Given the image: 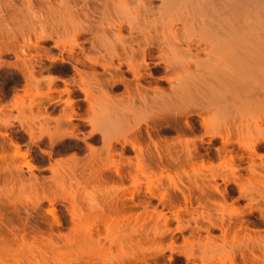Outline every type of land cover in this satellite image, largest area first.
Segmentation results:
<instances>
[{
	"label": "bare ground",
	"instance_id": "bare-ground-1",
	"mask_svg": "<svg viewBox=\"0 0 264 264\" xmlns=\"http://www.w3.org/2000/svg\"><path fill=\"white\" fill-rule=\"evenodd\" d=\"M34 1L19 0V2L23 3L22 12H24L23 14L25 18L26 15H29L30 18H35L34 21L30 20L31 22L33 21L32 26L31 22H28L30 24H26V19H22L24 16L20 17L19 19V15L16 13H14L16 14V17H13L14 14H11L10 19L6 20L5 18H2L4 20L2 22L6 24V21L9 24V21L11 20V22H17L20 24V26H25V28L26 26H29L26 28L28 30L25 29L27 33L23 34V36L26 35L25 37H27V41H31L30 35L33 34L34 40L36 39L35 41L32 40L34 41V48L39 46L40 40L46 41V39L53 38L52 34L54 33L59 34L60 31L65 33V35L67 33V37L56 40L54 44V47L58 48L62 57L58 58L57 55H50V51L52 50L47 51L48 48H43L45 46H41L42 48L39 46L38 49H46L47 52H50V56H46V54L42 53L40 54L45 55L52 62H58L60 60L63 68H67V65L72 66L74 74H72L73 76L71 75L72 78H70L72 79V82H70L71 87H65V89L58 90L60 94L58 98L52 96V92L57 91L53 87V89L50 87L49 91L47 93L45 92V94L39 91V84L42 81V77H35L34 72L36 65L38 66V64L43 61L42 56L37 53L39 57L36 59V57L32 55L31 57L29 56V58L28 56L26 57L24 55H27L30 51L26 50V48L24 49L26 42L23 43L24 40L22 37L21 28L18 30L17 27H14L13 25V28H16V30L21 33L20 37L23 41L20 46L18 45V49L20 47L19 50L12 47L7 42H2V31L4 29L5 32L8 31L10 38L12 36L11 32L14 33L16 30L13 31V29L10 28L12 30L11 31L8 28V24L6 25V28L5 26L1 25L4 29L1 31L0 27V31L2 33L0 35L2 38L0 39V57L5 52H13L16 59L14 61H6L5 63L0 60V67L6 66L7 68H14L22 74L25 81L23 79L22 80L26 83V85L24 84L25 95H29L31 92L33 88H31V84H34V82L38 83L35 85L37 91L35 95L38 94L37 97H46L45 100L47 99V101H45V103L48 102L49 105L53 104V107L56 109L60 103L64 102L66 109L68 107L70 112L67 111V115L66 113L62 114V117L64 118L60 116L62 119H64L63 121H65V119L70 121L71 126L73 124L72 120L79 118L84 122L83 124L85 127L86 125H89L90 131L88 129L89 133H86L87 135L84 134L85 136L81 137L78 133V130L83 127L79 126V124H76L75 126L72 125V127L74 126V128L76 127V129H78L77 133L73 130L74 128L69 130L70 127H68L66 132L61 133L59 131L61 134H57V132L56 134H53L55 131L53 133H48V131H46L48 135L47 138L50 141L51 150L49 149L50 151H47L45 149L43 150L39 148L43 153H47V155L51 157V155L62 151H65V154H67L68 151L74 152L72 155L69 153L71 157H66L67 160L70 161L68 162L70 163L69 165L65 164V166L67 165L66 168L61 166V161H66L65 157L62 159L60 156L62 160L59 158L58 161H56L57 158L55 157L56 159L53 160L55 161V164H52L53 162H49L50 165L47 168L52 173V176H46L47 178L44 177L42 179V176L39 177L37 175L39 172L37 174L35 173V170L38 169V164L36 165L31 152L29 150L22 149V144L19 139L20 137L18 140L17 137L15 138L10 136V134L7 132L0 131V137H2V140L0 139V161L2 162V164L0 163V183L2 182L0 184V250L3 252V256H14L15 258H18L19 255L17 256L16 252L20 251V255L22 254L23 256H28L30 253L29 260L27 256V258L23 257L22 255L19 256V259L25 258L30 263H33L32 261L34 259V255L36 257L39 256V260H42L40 259L42 257H45L46 260L48 256V258L52 257V259H57V255H59L60 257L63 256L64 259L68 257L67 259L71 261V264H151L148 262L158 264V261L162 258L165 248L159 247L156 245V242H158V239H164L165 235L170 233L169 231L172 229H170L169 225L170 218L166 217L165 213H163L161 210L160 212L157 211V208L155 207L149 211L148 207H152L151 200L150 205V202H146V200L144 202H139L140 200L138 201L135 199L137 198L135 196H138V194H140L139 192H141L140 189L142 182L141 179H139L141 174L142 176L148 177H146L148 181L145 187L144 185L142 186L148 191L145 192L154 194L155 189L153 188L159 186V182L157 184V182L151 179V177H157H154L153 174L151 176L150 173L147 174V172H145L147 171L145 170V161L147 160H145L142 144L146 139L144 136V131L147 132L146 136L148 139H151L152 136L150 134V129H156L166 125L168 128H176L180 131H185L186 135H179L175 142L170 146H173L176 150L177 147L180 146V152H184V154H186L185 160L191 162V176H193L194 180L191 185L189 184V187H186L185 185L188 190V194H186V188H181L184 187L181 186V184H184L181 183V181H176L174 178L168 175V177H170V185L166 184L165 186L168 185L174 191H179L180 195L183 194L185 201L184 207L176 206L177 204L175 205V196H170L171 193L169 192L171 189L168 187V189L163 187L165 191L163 190L162 194L160 192L161 195L155 196L157 197L156 199H159L160 203H163L165 206L166 204H170L171 207H173V205L176 206V211L173 212V219H175L178 223L176 230L179 232H183L185 228V225L183 226L182 223L184 220L181 216V210L190 212L187 204L193 202V200L191 202L193 193L198 192L200 198L205 196L203 200L199 199V203L205 202L206 204L207 202V205L202 204V206L204 205L203 209L205 208L207 210H205L206 213L194 212L196 215L192 218V221L195 223V228L192 233H195V230H199L197 233H200V230H202L207 233V236L203 239V241H201L202 238L199 237H197L198 239L196 238V242L191 239H186L184 241V245L185 247L189 248L190 251L182 255H184L187 261H189L193 256L195 244L199 247L203 246V248L210 246V248H215L213 245H216L218 239L215 237L217 234L214 235V233L220 231L221 236L218 237L223 244L221 251V253L224 251L221 254L223 259H220L221 257L219 251L221 249L218 251L219 253H215V255L214 252L212 253L211 251L214 258L217 256V258L220 259V264H238L236 261L239 258L243 260L242 264H264V236L262 235V232L264 233V154L262 153L264 151V120H261V118L258 117L259 113L257 116L249 113L252 115L250 116L248 112H246L247 109H250V105H248V103L253 106V104L249 102V97H251V95L247 96L248 98H246L249 100H247L248 102L246 99H244L246 96L242 95L244 91L246 92L244 94L251 93V91H249V93L247 91L250 87L247 86L246 88V82L251 81L249 78H247L250 76L249 70L253 71V69H249V67L252 65L255 66V63H258L259 61V59H254V63L252 65L251 63L250 65L248 64V56L246 55H250V59L253 58H251L250 53L251 47L250 49L248 48L249 51L245 53L246 55L240 51L243 56H246V58L244 57L247 59L245 60L247 61L246 64L244 63L245 61L240 58L242 55L239 54L238 50H235V48L233 51H231V53H233L231 55L228 50L230 44L233 43L234 45V42H231L229 47H227L228 45L226 44L230 42L227 40L230 39L227 38V36H230L226 35L227 29H230L227 26L230 24L228 23V25H223V21L222 23L219 21V24L223 26L218 25V27L217 25L212 24L211 21L209 23L206 20L199 21V23H197L198 21L193 23L191 22V24L194 25L197 23L196 26L205 30L206 33L189 34V37L187 38L180 37L179 34L174 31V22L179 20L181 17L173 16L174 13L178 14V11L175 12L173 9L174 7L170 8L172 4L167 0H161V2H163L161 4L162 6L160 5L156 7H152L154 6V4L151 3L152 0H138V3L134 6L130 5L128 0H115L118 2H116L115 5H120L119 7H122V10L120 9L118 13L116 11L118 16L116 17L117 20L116 18L109 15L114 21L112 20V22H109L105 19L107 23H103L104 20L101 22L100 19L101 23L96 21V23L99 22L100 25L99 23L96 24L95 20L93 21L94 23H83L81 22L82 20L79 19V17L82 18V16L87 19L91 18V13H94L97 16L95 9L97 6L90 5L92 0H36L39 8L37 6H35V8L37 7V9H40V11L44 13L43 16L45 19L42 17V13L39 10H35L33 3ZM78 1H81L82 4ZM105 1L95 0L97 4L99 3L100 5V3L103 2L102 6L104 5L107 7L108 5ZM113 1L114 0H107L109 5ZM2 2H4L3 4H5L6 8H14L15 4H17L14 2V0H2ZM239 2L240 1H236L235 4L237 3L236 5L240 6ZM250 2L253 1L251 0ZM168 4H171V6ZM111 5L114 4L112 3ZM111 5V8L108 6L110 9H112ZM102 6L97 7V12H104L105 7ZM163 7H165V9L168 7L166 12L168 13L169 21H166L165 17L162 19V16L166 13L165 10H162ZM155 8H157V10ZM108 9L105 10L107 14L111 11H108ZM153 9H155L157 12L159 11L158 9H160V11L157 13L158 16L155 14L154 17L157 16V19L162 14L160 18L161 22L155 18H152V11L154 12ZM245 9L247 10V8ZM237 10H239V7ZM161 11H164L165 13ZM22 12L19 11L21 16L23 15ZM103 12L100 14V16L98 15V17L107 18V14H104L106 12ZM149 12L152 14L151 16L149 15L152 18L151 20L147 18L149 17ZM160 12L161 14H159ZM254 13H256V11ZM146 14L147 16L145 17ZM238 14L239 13L237 11V15ZM247 14L249 15L248 12ZM247 14L240 15V18L242 19V16ZM13 18H17L15 19L16 21H14ZM28 19L29 18H27V20ZM76 19L81 21H76ZM19 20H22L20 21L22 23H19ZM23 20L25 23H23ZM183 22L186 24L188 23L186 20ZM231 22L233 23V21ZM235 23L236 22L234 21V26H237L238 23ZM46 24L50 25L51 32L46 29ZM92 24L94 27L99 25L104 31L107 27L114 29V33L111 34L112 37H108V33V36L106 37L103 34L104 31L100 29L99 26L97 28L100 30H95L96 27L94 28ZM125 24L129 34L123 33ZM9 26L12 27L11 25ZM103 27L106 28L104 29ZM160 28L162 31L159 30V34L158 29ZM17 32L15 33L17 34ZM90 33L92 34V37L85 36ZM98 33L100 36H102L100 37ZM16 34L13 35L16 36ZM83 35L85 36V40L82 39L81 41ZM14 36H12L11 39H14ZM86 39L90 41L91 47H93V49L102 48L101 51L99 49L97 50L98 52L96 54L91 55H89V53L83 52L84 49L81 43L87 41ZM16 42L18 43V41ZM201 44H204L205 47L198 50L207 53L206 55L208 57L206 58L204 56L205 59L201 58L202 54L198 50L197 52H194L192 47V45ZM224 45H227L226 49L228 48V50L225 49ZM222 46H224L223 48L225 49V52H223L224 50ZM77 48L81 50L83 49V51L78 52ZM219 48H222V52L224 54L226 51H228L227 54L229 55L227 56V54L224 55L221 53ZM38 49L35 48V51ZM253 50H255V48ZM53 52L55 51H52V53ZM64 53H67L68 55H64ZM84 53L85 55H83ZM76 54L78 56L81 55L79 56L81 58L74 59ZM240 61L243 65L245 64L247 66V71H249H244V69V74L241 73V75H243L242 77H238L237 75V73H239L237 68L240 69V66L242 65ZM239 62L240 66H238ZM230 69L231 71L229 72ZM242 69L243 68L241 66V72ZM233 72L234 74H231ZM66 77H63V79L62 76L59 77V75H54L50 78V83L49 81H46V83L51 84L52 82L53 84L55 81H61L65 82L67 85L68 81ZM250 78L252 81L255 79L254 76H250ZM239 79L242 80L243 83L247 79L250 81H246L244 83V85H246L244 86L242 85V82L240 83ZM239 85H241L240 88L245 87L244 89L247 90H241L238 87ZM227 92L228 94H231V96L229 94L230 98L228 96L226 97ZM62 94H66L67 98L63 99ZM16 96L18 101L16 100L13 106L16 108H26L27 105L24 102L23 95L21 94V96ZM241 96L244 97V101H246L247 106H249V108H245V111H242L244 110V108L242 109V105L238 106L239 103L243 104L244 102L243 100H240L241 102L238 101V99H242ZM40 100L43 99H39V101ZM259 101L262 103V100ZM33 103L34 101L28 105L30 109H32L34 105ZM258 104H254V106L257 105L256 108L254 107L255 109L259 110L264 107L262 106L258 108V106H260V104ZM261 105H264V103ZM247 106L244 104V107ZM1 108L2 106L0 109ZM253 110L254 109L251 108L250 112L252 111V113H254ZM242 112H246L247 115L244 113L245 116H243L244 114ZM259 112L261 111L259 110ZM248 115L250 117H248ZM17 119L18 118H16V120ZM57 119L59 120V118ZM57 119L55 121H57ZM60 120L58 123L61 124L62 120L61 122ZM66 123L68 125L69 122ZM0 125L8 129L13 127L15 123L10 118L8 119L0 117ZM20 125L23 126V121L21 119ZM59 125L56 127L57 130ZM63 125H65V123ZM67 125L65 127H67ZM43 131H41L42 133L39 134V136L38 134L36 136L32 127H30V129H26V135H28L30 138V140H27L32 142V144L34 143L33 145H41V142H43L45 139H43ZM189 134L192 135V137H187ZM24 135H22L21 138H23ZM217 140H220V146L214 148L215 150H212L209 147H204L205 144L207 146L211 145L210 147H212V144H214V142ZM152 142L154 143L153 139ZM99 143H101V146H99L100 148L96 147L99 145ZM27 144L25 146H27ZM154 145L157 147L156 143H154ZM165 145L168 144L166 143ZM12 147L13 150L10 152L9 150L12 149ZM85 147L86 149L88 148V154L85 157H82L85 153L81 151L85 152V150H83ZM128 149L135 151L134 157L129 156ZM177 152L180 153L179 151ZM179 158L177 156V159H175L178 160ZM22 160H24V162ZM199 160L200 162H198ZM119 162L121 164H123L122 162H126L125 164L128 163L130 165L133 162L134 165H129V168L131 167V169H133L136 165L134 171L138 174H132L135 176H131V185L129 183V186H127L128 184H125L126 182L124 183L125 177L123 175V171L121 172L120 170L121 166ZM96 164H100L99 166H102L100 168L101 170H109L111 168L110 170L112 171V168H114L113 171L115 170V175L121 178V180L119 181L117 179L119 181L118 183L111 182L115 181V175L114 179L112 180L113 176L111 177V171L109 174L107 170L102 171L101 173L100 170L95 169ZM147 166H149V164H146V167ZM24 167L26 169H24ZM124 167L122 166V168ZM96 170L99 173H97ZM69 172H71V176ZM103 172H107L108 176ZM26 173H30V177H27ZM102 174L105 175V178L110 177L111 181L108 180L109 178L104 180ZM67 177L70 178V181L68 182L72 184V189L74 191H70V189H68L71 185L67 187ZM99 178L102 179L98 180ZM73 181L77 182V186L75 185L76 187H74ZM109 183L115 184V186H113L117 191L114 192L110 198L104 197L102 200H98L97 196L91 194L90 191L86 189L91 186L94 189L98 187L99 195H97L101 197L102 193L104 194L110 190L106 189L108 185L105 186L103 189L104 191L100 186L103 185L104 187L105 184ZM15 185H20L21 189L24 188V191L26 189H30L32 193L29 194H32V197L33 194L35 196L33 199H31V201L29 200L30 198L26 197V195H24L26 198H22L24 199L23 201L20 200L21 197L20 199L10 198L11 195H14L13 188ZM129 187H131V190ZM82 188L83 190H80ZM166 189L167 192L169 191L168 193L166 192ZM79 192H88L83 195L84 197L87 195V200L84 199V205L83 201L81 200L83 197L80 196L81 199L79 198ZM119 193H125L126 195L123 194L125 197L131 194V197L126 199L128 200L130 198L132 203L127 202V200L122 198ZM106 196L110 195L106 194ZM119 196L122 199H120ZM151 197L154 196L151 195ZM135 200H137L138 203ZM173 201L175 202L173 203ZM241 201H244V204L240 207L241 209L243 208L242 210L237 207V205L239 206L238 203ZM45 202L48 203L47 209H45ZM65 203H68L69 206H67L68 204L66 205ZM136 205H143L142 207L145 209H143L144 211H141L143 213H131V211H133L132 209H134L133 207ZM58 206H62V208H64L66 211V215L68 213L70 216L69 219L71 223L68 220L67 223H70L71 225L67 228V230L65 229L66 232H64L63 229L61 230V228L67 225L65 220L66 216H63L65 215V212L62 215L63 210H59L60 208H58ZM22 207L25 208L26 211L29 209V217L33 211L40 214L42 212L40 210L45 209V213L40 215L41 217L39 221L46 225L48 230L45 232L38 225H29L30 223H23L22 218L20 221L21 223H19L24 224V226L21 225V228L18 226L20 228L18 229V227L15 225V222H17L16 218L19 216V213L21 212L20 209ZM14 213L16 214V217H13ZM256 214H258V217H255ZM66 219L68 218L66 217ZM161 220L162 222L164 220L162 223L163 228L157 225V222L159 221L160 223ZM200 220H202L201 224ZM27 221H29L28 217ZM189 222L190 221H188V223ZM203 222L207 223L206 226H200ZM149 224L150 226L151 224L153 226H151V228H147V225ZM101 226H106L103 228L108 230L109 233L106 235L109 238L107 236L101 235ZM113 227L114 229L112 230ZM111 231L113 232V235ZM109 234L111 236H109ZM191 237H194L193 234ZM122 238L127 240V242H125L127 243L126 245H124L125 243H122ZM106 241L110 242L112 246L113 244L117 243L120 251L126 247H129L127 248L129 249V253H126V255L124 254L126 258L120 259V257H117L115 258L116 263L109 262L108 259L104 261L105 256H103V254L106 255L105 250L108 247L106 245ZM142 241L145 243H150V245L155 244V246L149 245L148 247H144L141 245L143 243ZM14 245L17 246L13 248L12 246ZM176 246L177 245L175 241H172L167 247L169 250H174ZM216 248L218 249L217 246ZM35 250L37 255L36 252H34ZM124 250L123 252L126 251ZM38 253L41 254L42 257H40ZM147 256L151 260H149ZM201 257L203 258V256ZM205 258L203 259L205 260ZM36 259H34V261L36 264H39ZM203 259L202 262H205ZM168 261L171 264L173 257L170 256ZM35 262L33 264H35Z\"/></svg>",
	"mask_w": 264,
	"mask_h": 264
},
{
	"label": "rangeland",
	"instance_id": "rangeland-1",
	"mask_svg": "<svg viewBox=\"0 0 264 264\" xmlns=\"http://www.w3.org/2000/svg\"><path fill=\"white\" fill-rule=\"evenodd\" d=\"M34 1V0H33ZM36 1V0H35ZM33 2L34 3V8H35V6H37L38 8H39V6H38V3H37V1L36 2ZM105 1V0H104ZM111 1V0H110ZM129 1V3H130V5H132V6H134V5H136L137 3H138V0H128ZM167 1H169L171 4H172V6H171V4H168V5H170L169 7L170 8H173L174 10H175V12H177L178 11V14L177 13H174V15L173 16H175V17H181L179 20H176V22H174L175 23V28H174V31L177 33V34H179V36L180 37H182V38H187V37H189L188 35L189 34H200V33H206V31L205 30H203V29H201L200 27H197L196 25H197V23H199V21H203V20H206V21H208L209 23H210V21H211V23L212 24H214V25H217V27H218V25H220L219 24V21H221L220 23H222V21H223V25H228V23L230 24V25H228L227 27L228 28H230V29H227V31H226V35H229L230 37H228L227 36V38H230V39H227L228 40V42L229 43H226L227 45V47H229V44L231 43V42H234V45H233V43H231L232 45H233V47H232V45L230 44V47H229V50H228V48L226 49V46H225V49L226 50H228L230 53H231V51H233L234 50V48H235V50H238V52H239V54H241L242 55V53L243 54H245L246 52H248L249 51V49H250V47H251V49H250V53H251V58L252 59H250L249 57H250V55H246V56H248L247 57V59H245L246 58V56H241L240 58L243 60V61H245V60H247V61H249V65H250V63H251V65L254 63L253 61H254V59L255 60H257V59H259V61H258V63H257V65H256V63H255V66L254 65H252V66H248L249 67V69H253V71H251V70H249L250 71V73H252V74H250L249 73V75L252 77V76H254V83H253V81H252V79L250 78V76H248V75H245V76H248L247 78H249V79H247L246 81H250V82H246V81H244V83L246 82V88H247V86H249L250 88H248V90L247 89H244V88H240V86L241 85H239L238 87L242 90L243 89V91L244 90H247L248 91V93H249V91H251V93H249V94H244V93H246L245 91H244V93L242 94V95H245L246 97L244 98V97H242L241 96V98L242 99H238V101L239 102H241L240 100H243L244 101V99H246V98H248L247 96H249V95H251V97H249L250 98V101L248 100V99H246V101L248 100L249 102H251L252 104H253V106L250 104V103H248V105H250V109L251 108H253L254 110V113H252V111L250 112V109H247V108H249V106H247V103H246V101H244L243 102V104H240L239 102V104H238V106H240V105H242V109L244 108V110H242V111H245V108L247 109V111L246 112H248V114L249 113H251V114H254V116H257V114H258V117H260L261 118V120H264V107L263 108H261V109H259L261 112H259V110L258 109H255L256 107H257V105H255L254 106V104H260V106H258V108H260V107H262V106H264V105H261L262 103H264L263 102V100H264V0H256V1H254V0H252L253 2H250L251 0H167ZM238 2V1H240L239 3H240V6H237L236 4H235V2ZM14 2L15 3H17V4H15V7L14 8H6L5 7V4H3L4 2H2V0H0V27H1V31H2V29H4V28H2V26L1 25H3V26H5V28L7 27L6 25L8 24L6 21H5V23L6 24H4V22H2V21H4L3 19L5 18L6 20L7 19H10V15L12 14H14V13H16L17 15H19L18 17H19V19H20V17H23L24 16V12H22L23 11V9H22V4L23 3H21V2H19V0H14ZM19 2V3H18ZM79 3H81V1H78ZM106 3H107V5L110 7V5L113 3L114 5H111L112 6V9H110L107 5V7H105L104 5V7H105V10H107L108 8V11L109 10H111L110 12H108V14H107V12L104 10V8H103V10H104V12H106V13H104L103 11H99V12H97L98 11V9H97V7H101L102 6V4H103V2H101L100 3V5H99V3L97 4L96 2H95V0H92L91 1V6H93V5H96L97 7H95V9H96V13H97V16H96V14H94V13H91L92 14V16H91V18H84L83 16H82V18H80L79 17V19H81V20H79V19H76V21H81V22H87V23H92L94 20H95V23H96V21H99L100 22V19H101V22L104 20V22L103 23H107L106 21H105V19L107 20V21H109V22H112V20L113 19H111L110 18V16L109 15H111L112 17H114V18H116V17H118L117 16V13L120 11V9L122 10V7H119L120 5H115V3L117 2V1H113L112 3L111 2H109V3H111L110 5L108 4V2H107V0L105 1ZM161 0H152L151 1V3H153L154 4V6H152V7H156V6H160L163 2H161ZM248 2V3H247ZM118 3V2H117ZM167 3V2H166ZM238 3V4H239ZM251 3V4H250ZM82 4V3H81ZM156 4V5H155ZM17 5V6H16ZM102 6V7H103ZM115 6V7H114ZM116 6H117V8H116ZM162 6V5H161ZM242 6H244V7H242ZM37 7L35 8V10L37 9ZM119 7V8H118ZM239 7V10H237V8ZM159 8V7H158ZM243 8V9H242ZM245 8H247V10L245 9ZM114 9V10H113ZM119 9V10H118ZM156 10H157V8H155ZM155 9H153L154 10V12L152 11V13H153V15L151 14V12H149L148 13V16L150 15H152L153 17V19L155 18L156 19V17L158 16V12L160 11V9H158L159 11L157 12V11H155ZM254 9H255V11H256V13H254L255 11H254ZM26 10V9H25ZM34 10V11H35ZM37 10H39L40 11V9H37ZM100 10H102V9H100ZM162 10H165V12L168 10V7H166V9H165V7H163V9ZM238 11V15H237V11ZM250 10V11H249ZM19 11L20 12H22V16L20 15L21 13H19ZM115 11V12H114ZM116 11H117V13H116ZM243 11V12H242ZM249 13V15L247 14V12ZM254 11V12H253ZM41 12V11H40ZM104 13V14H107V18H105V17H102V18H100V17H98V15L100 16V14L101 13ZM161 12H164V11H161ZM161 12L159 13V14H161ZM164 12V13H165ZM242 12V13H241ZM245 12V13H244ZM250 12H251V14H250ZM26 13V12H25ZM27 13H29V12H27ZM39 13V12H38ZM42 13V17L45 19V17L43 16V12H41ZM116 13V14H115ZM16 14H14L13 15V17L16 15ZM90 14V15H91ZM94 14V15H93ZM155 14H157V16L156 17H154L155 16ZM236 14V15H235ZM242 14H247V15H243L242 16V19L240 18L241 16L240 15H242ZM103 15V14H102ZM120 15H121V13H120ZM119 15V16H120ZM105 16V15H104ZM147 16V14L145 15V17ZM147 17V18H149L150 20L152 19L151 17ZM161 16H162V14L159 16V18H157L156 20H158V21H160L161 19ZM246 16H247V18H246ZM254 16V17H253ZM7 17V18H6ZM16 17V16H15ZM164 17H165V20L166 21H169L168 20V13L166 12L163 16H162V19H164ZM175 17H173V18H175ZM184 17V18H183ZM188 17V18H187ZM237 19H236V18ZM245 17V18H244ZM259 17V18H258ZM3 18V19H2ZM27 18H29L28 20H27ZM33 18V17H32ZM30 18V16L29 15H26V18H25V16L22 18V19H26L25 20V22H27L26 24H30V23H28V22H31L30 20H33L34 21V19L35 18ZM42 18V19H43ZM14 19V18H13ZM15 19H17V18H15ZM14 19V21H16ZM91 19V20H90ZM109 19V20H108ZM170 19V18H169ZM199 19V20H198ZM224 19V20H223ZM236 19V20H235ZM24 20H23V23H25L24 22ZM116 20H117V18H116ZM115 20V21H116ZM184 20H186L188 23L186 24V23H184L183 21ZM20 21H22V20H19V23H22V22H20ZM33 21L31 22V26L33 25ZM114 21V20H113ZM196 21H198L197 23H196V25H194V24H191V22L193 23V22H196ZM231 21H233V23H234V21L236 22L235 24H237V26L235 25L234 26V24L231 22ZM99 22H97V23H99ZM100 22V23H101ZM161 22V21H160ZM225 22V23H224ZM13 21L11 22V20L9 21V24H8V28L10 29V28H12L13 29V31L14 30H16V28H13V26L14 27H17V29L18 30H20V28H21V31H22V37H23V40H24V42L23 43H25V47H24V49L26 48V50H29V51H26V52H29L27 55L26 54H24L26 57L28 56V58H29V56L31 57V55L32 56H34V57H36V59H37V57H39V55L37 54V53H42V54H46V56L47 55H49V53H50V55H53V56H55V55H57V57L58 58H60V57H62L61 56V53H60V51L58 50V48H55L54 47V44H55V41L56 40H58V39H61V38H63V37H67V33H66V35H65V33H62L61 31H60V33L58 34V33H54V34H52V36H53V38H49V39H46V41L45 40H40L39 41V46L41 47V46H45V47H43V48H48L47 49V51H49V50H52V51H55V52H53L52 53V51H50V52H47L46 51V49L44 50V49H41L40 48V50L38 49L39 48V46L38 47H35L36 49H38L37 51H35V48L33 47V44H34V41L36 40H34V37H33V34L32 35H30V37H31V41H27V37H25V36H23V34H26L27 33V31H25V29L26 28H28L27 26H26V28H25V26H20V24H18L17 22H15V23H13ZM94 23V22H93ZM96 23V24H97ZM100 23H99V25H100ZM159 23V22H158ZM190 23V24H189ZM241 23V24H240ZM15 24V25H14ZM25 24V25H26ZM95 24V25H96ZM212 24H211V27H212ZM9 25H13L12 27H10ZM23 25V24H22ZM47 25V27H46V29H48V31L49 32H51V29H50V25L49 24H46ZM93 25V24H92ZM99 25H97V27L99 26ZM213 25V26H214ZM223 25H220V26H223ZM30 26V27H31ZM126 24L124 25V29H123V33L124 34H129L128 33V29H126ZM231 26H233V27H231ZM19 27V28H18ZM93 27H94V25H93ZM96 27V26H95ZM94 27V28H95ZM95 28V30L96 29H98V28ZM216 27V26H215ZM7 28V29H8ZM99 28H100V26H99ZM104 28V27H103ZM106 28V27H105ZM104 28V29H105ZM194 28V29H193ZM208 28V27H207ZM224 28V27H223ZM232 28V29H231ZM100 29H102V27L100 28ZM100 29H98V31L100 30ZM211 29H213V28H211ZM5 30V29H4ZM2 31V33H1V31H0V35L2 34V38L0 37V39H2L1 41L3 42H7V43H9L12 47H14V48H17V50H19L20 49V47H19V49H18V45L20 46V44H22V39H21V37H20V34L21 33H19V31L18 30H16L15 32H17V34L14 32V33H12L11 32V35L12 36H14L13 34H16V36H14V39H11L12 38V36H11V38L9 37V34H8V31ZM11 30V29H10ZM26 30H28V29H26ZM103 30V29H102ZM101 30V31H102ZM113 30L114 29H111V28H106V30L104 31V35L107 37L108 35V37H112V35L111 34H113L114 32H113ZM162 31L161 30V28L160 29H158V31ZM12 31V30H11ZM112 33H111V32ZM160 31L158 32L159 34H160ZM219 31H220V29H219ZM223 31V30H222ZM106 32V33H105ZM153 32H155V31H153ZM6 33V34H5ZM101 33V32H100ZM107 33H108V35H107ZM155 33H157V32H155ZM163 33V32H162ZM228 33V34H227ZM230 33V34H229ZM8 34V35H7ZM19 34V35H18ZM8 37H7V36ZM92 34L90 33V34H87V35H85V36H87V37H89V36H91ZM98 35L100 36V34L98 33ZM85 36L83 35L82 36V38H81V41H82V39H84L85 40ZM102 36V35H101ZM100 36V37H101ZM86 37V38H87ZM92 37V36H91ZM195 37H197V36H195ZM10 38V39H9ZM15 38H16V40H15ZM8 40H11V41H8ZM15 40V41H14ZM32 40H34V41H32ZM87 41H85V42H83V43H81V45L83 46V49H84V51H83V49L81 50V49H78L77 51L78 52H85V53H89V55H91V54H96L98 51L97 50H99L100 49V51H101V49L102 48H96V49H93V47H91V43H90V41L88 40V39H86ZM226 40V41H227ZM1 41H0V44H1ZM16 41H18V43L16 42ZM41 41H42V43H41ZM54 41V42H53ZM15 42V43H14ZM28 42V43H27ZM17 43V44H16ZM40 44H42V45H40ZM215 45V44H214ZM255 45V46H254ZM47 46V47H46ZM99 46V45H98ZM201 46V47H200ZM224 46H222V48L224 47ZM22 47V46H21ZM54 47V48H53ZM96 47H97V45H96ZM192 47H193V50H194V52H197V50L199 49L200 50V48L201 49H203L204 47H205V45L204 44H201V45H192ZM216 47V46H215ZM219 47V46H218ZM246 47V48H245ZM253 47V48H252ZM23 48V47H22ZM222 48H219L220 50H221V53H223V52H225V49L223 48V50H222ZM238 48V49H237ZM249 48V49H248ZM255 48V50H253ZM104 49V48H103ZM218 49V50H219ZM230 49H232V50H230ZM240 49V50H239ZM242 49V50H241ZM246 49H247V51H246ZM258 51H257V50ZM43 50H44V52H47V53H44L43 52ZM198 50V51H199ZM219 50V51H220ZM244 50V51H243ZM103 51V50H102ZM223 51V52H222ZM228 51H226V53L224 54V55H226L227 53H228ZM240 51L242 52V53H240ZM255 51H257V52H255ZM25 52V53H26ZM104 52V51H103ZM200 53V55H201V58L203 59H205V57L207 58L208 56L206 55L207 53L205 52L204 53V51H199ZM203 52V53H202ZM59 53V54H58ZM85 53L83 54V55H85ZM249 53V54H250ZM65 54H67V53H64V55ZM233 53H231V55H232ZM36 55H38V56H36ZM41 55V54H40ZM49 55V56H50ZM68 55V54H67ZM66 55V56H67ZM82 55V56H83ZM229 54H227V56H228ZM42 56V62L41 63H37L38 64V66L36 65V67H35V77H37L38 78V76L40 77H42V84H41V82H40V84H39V91H41L42 93H44L45 94V92L47 93L48 91H49V88L51 87H53L54 89H56L57 91L56 92H52V96H54V97H56V98H58V96H60V94H59V91L58 90H62V89H65V87H67V88H70L71 87V83L70 82H72V79H70V78H72L71 77V75L72 74H74L73 73V70L71 71L70 70V68H69V66L70 67H72L71 65H67V68H63L62 67V63H61V61L59 60L58 62H52V61H50L45 55H41ZM44 56H45V58H44ZM48 56V57H49ZM79 56H81V55H79ZM77 54L74 56V59H80L81 57H79ZM205 56V57H204ZM85 57V56H84ZM245 57V58H244ZM47 58V59H46ZM16 58H15V56H14V54H13V52H5L4 54H2V56L0 57V60L3 62V63H5L6 61H14ZM240 59V60H241ZM251 60V62H250V60ZM49 60V61H48ZM241 60V61H242ZM28 61V60H27ZM240 61V62H241ZM242 61V62H243ZM247 61H245L244 63L246 64V62ZM240 62H239V64H238V66H240ZM242 62H241V64H242ZM244 64V65H245ZM40 65V66H39ZM243 64L241 65L242 66V72H241V66H240V69L239 68H237V70H239L238 72L240 73H237V75H238V77L239 76H243V75H241V73H243V70L244 71H247V66L245 65L244 66ZM245 68H244V67ZM44 67V68H43ZM51 67V68H50ZM258 67V68H257ZM255 68V69H254ZM13 69V70H12ZM39 69V70H38ZM228 71V70H227ZM231 71V69L229 70V72ZM233 71V70H232ZM249 71H247V72H249ZM256 72V73H255ZM68 73V74H67ZM231 74H234V72L233 73H231ZM244 74V73H243ZM248 74V73H247ZM255 74V75H254ZM58 76L59 75V77H61L62 76V78L64 77H66V79H67V81H68V83H67V85L65 84V82H62V83H60V81L58 82V81H55V83L53 82V84H52V82H51V84H49L50 83V78L52 77V76ZM51 76V77H50ZM73 76V75H72ZM44 77V78H43ZM233 77V76H232ZM241 77H240V79H241ZM49 78V79H48ZM63 78V79H64ZM244 78V77H243ZM24 80V78H23V76H22V74L18 71V70H16V69H14V68H7L6 66H1L0 67V90H5V89H8V88H12V90H11V92H9V93H7V94H5V93H2V94H0V107L2 106V108L0 109V117L1 118H10L11 120H13V122L15 123V125L13 126V127H10V128H8V129H6L4 126H2V125H0V131L1 132H7L8 134H10V136H13V137H17V139L19 138L20 139V141H21V144H22V149L23 150H29L30 152H31V154H32V157L34 158V161H35V163H36V165H37V162H38V156H37V154H38V152H36V150L37 149H45V150H47V151H50L51 150V145H50V141H49V139L47 138L48 137V135H47V133H46V131H48V133H53L54 131H55V133H53V134H56V132H57V134L59 133V134H61V133H63V132H66L67 131V129H68V127H70L69 128V130H72L73 128H74V126L76 125V124H78V123H76V119L74 120H72V125H74L73 127H72V125L70 126V121H67L66 119H65V121H63L64 119H62V118H64V117H62L63 115L62 114H64V113H66V115L68 114V112H70L69 111V108L67 107V109H66V105L64 104V102L63 103H60V105L58 106L59 107V109H58V107H57V109L56 108H54L53 106V104L51 105H49V103L48 102H46L45 103V101H47V99L45 100V98L46 97H44V98H40V97H37V95L38 94H36L35 95V93L37 92L36 91V88H35V85H37L38 83H35L34 82V84H31V88H32V90H31V92L29 93V95H25V91H24V87H25V85H26V83L23 81ZM70 79V80H69ZM239 79V80H240ZM50 80V81H49ZM245 80V79H244ZM46 81L48 82L49 81V83H46ZM24 82V83H23ZM242 82V85H244V83H243V81L242 80H240V83ZM250 85H249V84ZM25 84V85H24ZM64 84V85H63ZM253 84V85H252ZM32 85H34V86H32ZM244 85V86H245ZM254 85H256V86H254ZM46 87V88H45ZM48 87V88H47ZM254 87H256V88H254ZM52 88V89H53ZM58 88V89H57ZM239 89V90H240ZM15 90H16V92H15ZM43 90H45V91H43ZM225 90V89H224ZM223 90V91H224ZM57 92H58V94H57ZM226 92V91H225ZM241 92V91H240ZM260 92V93H259ZM17 93V94H16ZM21 94L23 95V97H24V102L26 103V105H27V107L25 108H16V107H14L13 106V104L15 103V101L17 100L18 101V98H17V96L16 95H19V96H21ZM230 94V93H229ZM229 94H228V92H227V94H226V97L228 96L229 98H230V96H231V94H230V96H229ZM26 96V97H25ZM62 97H63V99H66L67 98V95L66 94H62ZM254 97H256V98H254ZM32 98V99H31ZM244 98V99H243ZM253 100H252V99ZM31 99V100H30ZM37 101H36V100ZM39 99H43V100H40L39 101ZM259 100H262V103H260V101ZM32 101H34V105H33V107H32V109H30L29 107H28V105H30V103L32 102ZM102 101V100H101ZM247 101V102H248ZM257 103H256V102ZM40 103V104H38V103ZM254 102V103H253ZM36 103V104H35ZM244 104L247 106V107H244ZM258 104V105H259ZM40 105H42V106H40ZM64 105H65V107H64ZM35 106V107H34ZM53 107V108H52ZM255 107V108H254ZM29 108V109H28ZM36 108V109H35ZM39 108V109H38ZM25 109V110H24ZM41 109V110H40ZM46 109V110H45ZM52 109H54V110H52ZM56 109V110H55ZM61 109V110H60ZM66 111H65V110ZM31 110V111H30ZM60 112H58V111ZM64 110V111H63ZM71 110V109H70ZM249 110V111H248ZM256 110V111H255ZM68 111V112H67ZM246 112H242L243 114L244 113H246ZM45 115V116H44ZM49 115V116H48ZM50 115H51V117H50ZM246 115H247V113H246ZM250 115V114H249ZM248 115V117H250V116H252V115H250L249 116ZM44 118H43V117ZM47 116V117H46ZM53 116V117H52ZM55 116V117H54ZM62 118H61V117ZM65 116V115H64ZM243 116H245V114L243 115ZM46 117V118H45ZM48 117H49V119H48ZM193 117H195V116H193ZM197 117V116H196ZM16 118H18L17 120H16ZM57 118H59V120H60V118H61V120H62V122H61V120H60V122H61V124L60 123H58V119H57V121H55ZM65 118H66V116H65ZM20 119L23 121V126L22 125H20ZM33 119V120H32ZM44 119H45V121H44ZM55 119V120H54ZM53 121V122H52ZM80 121H82V120H80ZM56 122V123H55ZM66 122H69L68 123V125H67V123ZM27 123V124H26ZM65 123V125H63ZM60 124V125H59ZM25 125V126H24ZM30 125V126H29ZM56 125V126H55ZM57 125H59L58 126V130L56 129V127H57ZM63 125V126H62ZM67 125V127H65ZM22 126V127H21ZM30 127H32V129H34V132H35V134H36V136H37V134H38V136H39V134H41L42 132L41 131H43V130H45V131H43L44 132V134H43V139H44V141L43 142H41V145L40 144H38V146H36V145H33L32 144V142H30V141H28V140H30V138L28 137V135H26V129H30ZM44 127H45V129H44ZM42 128V129H41ZM72 128V129H71ZM19 129V130H18ZM49 129V130H48ZM61 129V130H60ZM66 129V130H65ZM17 130V131H16ZM65 130V131H64ZM76 133H77V130L78 129H76V127L73 129ZM50 131V132H49ZM61 133H60V132ZM89 131H90V127H89ZM89 131H85L83 128H80V130H78V133H79V135L81 136V137H83V136H85V135H87L88 133H89ZM40 132V133H39ZM19 133V134H18ZM87 133V134H86ZM25 134V135H24ZM85 134V135H84ZM174 135H176V133H173ZM19 135V136H18ZM22 135H24L28 140L26 141V140H24L23 138H21L22 137ZM0 139L2 140V137H0ZM18 139V140H19ZM205 139H207V138H205ZM0 140V141H1ZM7 141H8V139H7ZM23 141V142H22ZM24 142L27 144V142H28V144H27V146H25V145H23L24 144ZM31 143V144H30ZM29 145V146H28ZM33 145V146H32ZM213 146H220V144H218V142L217 141H215L214 142V144H212ZM99 146H101V143H99V145H97L96 147H98V148H100ZM211 146V145H210ZM212 146V147H213ZM29 148H31V149H29ZM50 149V150H49ZM85 149H86V147H85ZM85 149H83V150H85ZM11 150H13V147H12V149H10L9 151L10 152H12ZM41 151V150H40ZM88 148L86 149V151L84 152V151H81V152H83V153H85L84 155H83V153H82V155H80V156H82V157H85L87 154H88ZM65 151H62V152H58L57 154H54V155H51V157L49 156V155H47V153H43L42 151H41V154H42V157H44V155H47L48 157H49V162L50 163H52V164H55V161H53L54 159H56L57 158V160L56 161H58V159L60 158V156H61V158L62 159H64V157L66 158H68V157H71V155H72V153L74 152V151H68L67 152V154H65L64 153ZM71 155H70V154ZM263 154H264V151L262 152ZM63 154V155H62ZM69 155V156H68ZM53 156V157H52ZM63 156V157H62ZM56 157V158H55ZM60 158V160H62ZM67 158H66V163L64 162V161H61V166H63V167H67V165H69L70 163H68V162H70V161H68L67 160ZM23 162H24V160H22ZM19 162H21V161H19ZM18 162V163H19ZM0 163L2 164V162L0 161ZM22 163V162H21ZM50 163H49V165H50ZM65 164H67L66 166H65ZM48 165V166H49ZM37 167H38V165H37ZM24 169H26L25 167H24ZM37 171L39 170V167H38V169H36ZM35 170V173L37 174V171ZM48 170V169H47ZM70 173V176H71V172H69ZM170 174V173H169ZM192 174V173H191ZM26 175H27V177L30 175V173H26ZM39 177H41V175L40 174H37ZM69 175V174H68ZM73 175V174H72ZM171 175V174H170ZM51 177L52 176V173L50 172V170H49V172H47V177ZM66 176V175H65ZM69 176V177H70ZM74 176V175H73ZM167 176H168V174H167ZM171 176H173V175H171ZM30 177V176H29ZM46 176H45V178H47ZM42 178H44V177H41V179ZM68 178V177H67ZM66 178V179H67ZM78 178V177H77ZM69 179V180H68ZM67 179V182L68 181H70V178H68ZM75 180V179H74ZM78 180H81V179H78ZM115 181H116V179H115ZM74 183L76 182V181H73ZM170 182V181H169ZM2 183V182H1ZM0 183V184H1ZM73 183V185H74V187H76L77 186V182L74 184ZM3 185V184H2ZM71 185V186H70ZM76 185V186H75ZM106 185H108V187L106 188V189H109L110 191H108V192H105L103 195L101 194V197L100 196H98L99 195V188L98 187H96L95 189L94 188H92V186L91 187H89V186H87V187H89V188H86L87 190H89L90 191V193L91 194H93V195H95V196H97L98 198V200H102L104 197H106V198H110L111 197V195H113L114 194V192H117L116 191V189H115V184H111V183H109V184H105L104 185V187H103V185L102 186H100V187H102V190L105 188V186ZM114 185V186H113ZM144 184H142V186H143ZM146 185V184H145ZM71 188H70V187ZM1 187H3V186H1ZM17 187V188H16ZM19 187V188H18ZM67 187H69L68 189H70V191L71 190H73L72 188V184L70 183V182H68V186ZM166 187V186H164V185H162V184H159V186L158 187H155V188H153V189H155L154 191H156L157 189V191H159V192H161L162 193V191L164 190V188ZM143 188V187H142ZM157 188V189H156ZM2 189V188H1ZM14 192H13V194L14 195H11V197L10 198H18V199H20V197H21V199L20 200H24V199H22V198H30L29 200L31 201V199H33V197L35 196L34 194H33V197H32V194L30 195L29 193H32L31 192V190L29 189H26L25 191H24V188H22L21 189V186L20 185H15L14 186ZM19 189V190H18ZM112 189V190H111ZM80 190H83V188L82 189H80ZM102 190H100V191H102ZM1 191V190H0ZM18 191V192H17ZM24 191V192H23ZM74 191V190H73ZM88 191V192H89ZM104 191V190H103ZM102 191V192H103ZM107 191V190H106ZM28 192V193H27ZM81 192V191H80ZM79 192V193H80ZM83 192V191H82ZM88 192H85V193H88ZM119 192V191H118ZM19 195H18V194ZM23 193H26V194H23ZM78 193V194H79ZM85 193H80L79 194V198H80V196L81 197H83L81 200L83 201V205L85 204V202H84V199L85 200H87V195L84 197L83 195L85 194ZM20 194H22V195H20ZM98 194V195H97ZM106 194H109L110 196H106ZM124 195H126L125 193H123ZM123 194L121 193H119V195L122 197V198H124L125 200H127L126 198H128V197H131V196H127V197H125V196H123ZM24 195H26V197H24ZM30 195V196H29ZM14 196V197H13ZM17 196V197H16ZM19 196V197H18ZM23 196V197H22ZM119 196V197H120ZM120 197V199H122ZM135 197H137V198H135V199H137L139 202H144L145 200H146V202H150V200H151V202H152V207H148L149 208V211H150V209L152 210V208H157V211H159L160 212V210L163 212V213H165V215H166V217H169L170 218V221H169V225H170V233H168L167 235H165V237H164V239H162V240H159L158 239V242H156V245H158L159 247H162V248H165L164 249V251H163V255H162V258L158 261V264H170L169 263V261H168V259H169V257L170 256H172L173 257V261H172V263L171 264H220V259H223V257H221L222 255V253L224 252H222L221 253V251H222V246H223V244H222V242L220 241V236H221V234H220V231H217V232H215L214 233V235H216L217 234V236H215V237H217V243H216V245H213V246H215V248L213 247V248H210V247H204L203 248V246L202 247H199V246H197L196 244H195V247H194V249H193V256H192V258H190V260L189 261H187V259L185 258V256L184 255H182V254H184V253H186V252H189L190 251V249L189 248H187V247H185V240L186 239H191V240H194L195 242H196V240L198 239L197 237H199V238H202L201 239V241H203V239L204 238H206V236H207V233L205 232V231H202V230H200V233H197V231L199 232V230H195L196 232H195V235H194V233H192V231H194V228H195V223L192 221V218H193V216L195 217V215H196V213H194V212H205L206 213V209L204 208L203 209V207L202 206H200V205H198L197 207H195V208H190V206L191 205H189V211L190 212H186L185 210H181L180 212H181V216H182V218H183V226L185 227L184 228V230H183V232H179V231H177L176 230V228H177V226H178V223H177V221L175 220V219H173V217H174V214H173V212L174 211H176V207H170L169 205H164L163 203H161V204H158V203H155V199L156 198H154V197H151V196H139V198H138V196H135ZM149 197H151V198H149ZM202 197V196H201ZM205 196H203L202 197V199L204 198ZM123 199V200H124ZM142 199V200H141ZM144 199V200H143ZM148 199H149V201H148ZM178 199H179V196H178ZM199 199H201L200 197H199ZM26 200V199H25ZM28 200V201H29ZM128 200H130V198L128 199ZM127 200V202H129V203H132V200H130V201H128ZM137 200H135L137 203H138V201ZM157 201L160 203V201H159V199H157ZM151 202H150V205H151ZM177 203H178V205H180V206H182V207H184L185 205V201L184 202H181L180 200L178 201H176ZM207 203V202H206ZM241 203V204H240ZM66 205L68 204V203H65ZM134 204V203H133ZM162 204L164 205V206H162ZM199 204V203H198ZM239 204V206L237 205V207H241L243 204H244V201H241V202H239L238 203ZM31 205V204H30ZM154 205V206H153ZM236 205V204H235ZM234 205V206H235ZM67 206H69V204L67 205ZM138 206V207H137ZM187 206H188V204H187ZM46 207V208H45ZM45 209H47L48 208V203L47 202H45ZM140 207V208H139ZM58 208H60L59 210H63V213H62V215L64 214V212H65V215H63V216H66L68 219H66V217H65V220H66V224L67 225H65L63 228H61V230L63 229V231L64 232H66V230H67V228L71 225L70 223V219H69V215H68V213H67V215H66V211L64 210V208H62V206L60 207V206H58ZM134 209H132L133 211H131V213L133 212H135V214H140L139 212H141V211H144L143 209V207L141 206V205H136L135 207H133ZM45 209H41L40 211H42L40 214H38V213H36V212H34L33 211V213L31 214V216L29 217V215H30V212L28 213V211H29V209L26 211L25 210V208H21L20 209V213H19V216L16 218L17 219V222H15V225L18 227H20L21 225H23L24 226V224H20L21 222V218H22V222L23 223H30L29 225H31V224H33V225H38V226H40L41 228H42V230H44L45 232L48 230V227H46V225H44L42 222H40L39 221V219H40V215L41 214H44L45 213ZM85 209V208H84ZM138 209H139V211H138ZM141 209V210H140ZM167 209H169V210H171L170 212H166L167 211ZM175 209V210H174ZM203 209V210H202ZM241 209V208H240ZM243 209V208H242ZM241 209V210H242ZM86 210H87V208H86ZM193 210V211H192ZM206 210V211H205ZM32 211V210H31ZM142 213V212H141ZM183 213V214H182ZM186 213V214H185ZM151 214V213H150ZM9 215H11V214H9ZM16 214L14 213L13 214V217H16L15 216ZM18 215V214H17ZM21 216V217H20ZM154 216H155V214H154ZM27 217H28V220L29 221H27ZM255 217H258V214H256L255 215ZM20 218V219H19ZM191 219V220H190ZM19 220V221H18ZM67 220L70 222L69 224L67 223ZM27 221V222H26ZM188 221H190L189 223H188ZM20 222V223H19ZM163 222H164V220H163ZM162 222V220L160 221V223H159V221L157 222L158 224V226L159 227H161V228H163L162 226H163V223ZM201 222H202V220H200V224H201ZM151 223V222H150ZM152 224H154V223H152ZM151 224V226H153ZM206 222H203L202 223V225H200V226H206ZM67 226V227H66ZM107 226V225H106ZM106 226H103V227H106ZM149 226V227H148ZM151 226H150V224L149 225H147V228H151ZM16 227V228H17ZM18 227V229H20ZM102 226L100 227L102 230V236H107L106 234L107 233H109L108 232V230H106V228H103ZM22 228H24V227H22ZM66 229V230H65ZM114 229V227L112 228V230ZM15 231H16V229H15ZM57 232V231H56ZM112 232V231H111ZM111 232H110V234H111ZM189 232H191V234H193L194 235V237H191L192 235L191 234H189ZM104 233V234H103ZM184 233V234H183ZM109 234V236H111ZM112 235H113V232H112ZM152 235V234H151ZM262 235L264 236V233L262 232ZM219 236V237H218ZM108 237V236H107ZM109 238V237H108ZM111 238V237H110ZM138 238H139V236H138ZM197 238V239H196ZM121 240H123L122 241V243L124 244L125 242H127V240H125L124 238H122ZM172 241H175V243H176V247L174 248V250H169L168 249V245L172 242ZM143 242V241H142ZM141 242V243H142ZM198 242V241H197ZM106 245L109 247V249H108V247H107V249L105 250L106 251V255H104L103 254V256H105L104 258H105V260L104 261H106V259H108L109 260V262H114V263H116V260H115V258H119L120 257V259L121 258H126V253L128 254L129 253V249H127V248H129V247H126V248H124L123 250L125 251V252H123V250L122 251H120L119 250V246H118V244L116 243V244H113V246L110 244V242H107L106 241ZM127 243H125L124 245H126ZM218 244V245H217ZM128 245H129V243H128ZM142 246H144V247H148L149 245H150V243H145V242H143L142 244H141ZM152 246H155V244H151ZM150 245V246H151ZM184 245V246H183ZM1 246V245H0ZM17 246V245H16ZM15 245L14 246H12L13 248L14 247H16ZM130 246V245H129ZM216 246L218 247V249L216 248ZM3 249V248H2ZM122 249V248H121ZM215 249H216V251H215ZM221 249V250H220ZM4 250V249H3ZM220 250V251H219ZM185 251V252H184ZM192 251V250H191ZM211 251H212V253L214 252V255H215V253L217 254V253H219L220 254V259L219 258H217V256L214 258V256H213V254L211 253ZM219 251V252H218ZM19 252V253H18ZM18 252H16V255L18 256H21L20 255V251H18ZM24 252V251H23ZM34 252H36V250L34 251ZM183 252V253H182ZM3 252L0 250V264H33L35 261H34V259H36L37 261H38V263L39 264H71V261L69 260V259H67L68 257L67 256H65V257H67V258H65L64 259V257L63 256H59V255H57L58 257H57V259H55V258H53L52 259V257H50V258H46V260H45V257H42L41 256V254H39L40 255V257H42V258H40V259H42V260H39L38 258H39V256L38 257H36L35 255V257L33 256V263H30L28 260L30 259L29 258V254H28V260H26L25 258L24 259H19V256H18V258H15L14 256H8V257H5V256H3L4 254H2ZM18 253V254H17ZM140 253V252H139ZM138 253V254H139ZM26 254V253H25ZM122 254V255H121ZM125 254V255H124ZM15 255V256H16ZM36 255H37V252H36ZM120 255V256H119ZM23 256V255H22ZM26 256H23V257H26ZM116 256V257H115ZM121 256H124V257H121ZM140 256V255H139ZM201 256H203V258H205V260L201 257ZM213 256V257H212ZM26 257V258H27ZM31 257V256H30ZM60 257V258H59ZM148 257V256H147ZM203 259V261H205V262H202V259ZM219 257V256H218ZM20 258H22V257H20ZM59 258V259H58ZM149 258V257H148ZM147 258V259H148ZM209 258H211V259H209ZM18 259V260H17ZM44 259V260H43ZM114 259V260H113ZM212 259H214V260H212ZM108 260H107V263H108ZM125 260V259H124ZM149 260H151L150 258H149ZM209 260H211V261H209ZM17 261H19V262H17ZM31 261V260H30ZM45 261V262H44ZM208 261V262H207ZM29 262V263H28ZM70 262V263H69ZM238 264H242L243 263V260L242 259H237V261H236ZM148 263H151V264H153L152 262H148ZM35 264H36V262H35ZM98 264H100V263H98ZM102 264V263H101Z\"/></svg>",
	"mask_w": 264,
	"mask_h": 264
},
{
	"label": "flooded vegetation",
	"instance_id": "flooded-vegetation-1",
	"mask_svg": "<svg viewBox=\"0 0 264 264\" xmlns=\"http://www.w3.org/2000/svg\"><path fill=\"white\" fill-rule=\"evenodd\" d=\"M69 68H70V70L72 71V67H70L69 66ZM60 83H62L61 81H60ZM11 90H12V88H8V89H5V90H0V94H2V93H5V94H7V93H9V92H11ZM76 123H78L79 124V126H81V127H83V129L85 130V131H88V129H89V125H86V127H87V129H86V127H85V125L83 124L84 122L83 121H80L81 119H79V118H76ZM19 130V129H18ZM17 131V130H16ZM186 131H188V130H186ZM189 132V131H188ZM173 133H176V135H174ZM146 134H147V132H145L144 131V136H145V141L143 142V144H142V150L144 151V156H145V160H147V161H145L146 162V164L148 165L149 164V166H147L146 167V164H145V170H147V171H145V172H147V174L148 173H150L151 174V176H152V174L154 175V177H157V178H152L151 177V179L152 180H154L155 182H157V184H158V182H159V184H162V185H166V184H168V185H170V177H168L167 176V174L168 175H173V176H171L172 178H174L176 181H181V183H183L184 185H182L181 184V186H184V187H181V188H183V189H185L186 187H189V184L191 185V183L193 182V180H194V178H193V176H191L192 174V170H191V167H190V165H191V162H188V161H186L185 160V155L186 154H184V152H180L181 150H180V146L179 147H177V150L173 147V146H170L172 143H174L175 142V140H176V138L179 136V135H182V134H185L186 135V133H185V131L184 130H182V131H180L179 129H176V128H168L166 125H164V126H162V127H160V128H156V129H150V134H151V136H152V138L151 139H148V137L146 136ZM192 137V135H187V137ZM23 139L24 140H27V138L24 136L23 137ZM152 139H153V141H154V143H156L157 144V147L154 145V143L152 142ZM217 142H218V144H220V140H217ZM25 143V142H24ZM168 144V145H165V144ZM26 144V143H25ZM25 144H23V145H25ZM168 146H170V147H168ZM204 147H209V148H211L212 150H215L214 148H216L217 146H213V148L212 147H210L209 145L207 146L206 144L204 145ZM85 151H86V149H85ZM177 151H179L180 153H178ZM36 152H38V154H37V156H38V162H37V164H38V167H39V170L37 171V173L38 174H40L42 177H45V176H47V172H49V169L47 168V167H49L48 165H49V157L47 156V155H44V157H42V154H41V151H40V149L38 150H36ZM128 152H129V156L130 157H134V152L135 151H132V150H130V149H128ZM180 155V156H179ZM177 156H178V160H176L177 159ZM176 158V159H175ZM135 162V161H134ZM198 162H200V160L198 161ZM206 162V161H205ZM123 164H121L120 162H119V164H120V170H121V172L123 171V175H124V177H125V179H124V183L125 184H128L127 186H129V183H130V181H131V176H135V175H132V174H136L137 172H135L134 171V168H135V166H134V168L133 169H131V167L129 168V165L130 164H125L124 162H122ZM207 163V162H206ZM42 164V165H41ZM133 164V162L131 163V165ZM136 164V163H135ZM98 164H96V168L95 169H98V170H100L101 171V173H102V171H106L107 170V172H108V174H109V172L111 171L110 169L108 170V169H106V170H101L100 168L102 167V166H97ZM130 165V166H131ZM134 165V164H133ZM122 166L124 167V168H122ZM126 166H127V168H126ZM43 167V168H42ZM122 168V169H121ZM48 169V170H47ZM113 169L114 168H112V171L110 172V174H111V177L113 176V178H112V180L114 179V175H115V173H114V171H113ZM96 172L97 173H99L97 170H96ZM107 172L105 173V172H103V173H105V174H107ZM100 173V174H101ZM139 173H141V172H139ZM170 173V174H169ZM108 174H107V176H108ZM138 174V173H137ZM103 176L102 177H104V180L105 179H108L109 181H111L110 179V177H106L105 178V175L104 174H102ZM191 177H190V176ZM141 177V178H140ZM139 177V179H141V182H142V184H144V187H145V184L147 183V178L145 177V176H142V174H141V176ZM100 179H102V178H99L98 180H100ZM115 179H116V181H111V182H116V183H118L120 180H121V178H119V177H117L116 175H115ZM114 179V180H115ZM119 181H118V180ZM134 179V178H133ZM103 181V180H102ZM108 181V182H109ZM101 182V181H100ZM103 182H105V181H103ZM107 182V181H106ZM154 182V183H155ZM120 183H122V182H120ZM142 184H141V189H140V191L141 192H139L140 194H138V196L140 195V196H151V195H153V196H159V195H161L160 194V192L159 191H155L154 192V194H156V195H154V194H151V193H147L148 191L147 190H145L144 189V187L142 188ZM158 184V185H159ZM130 185H131V183H130ZM166 186L165 188H170L169 186ZM185 185H186V187H185ZM188 185V186H187ZM167 188V189H168ZM129 189L131 190V187H129ZM143 189V190H142ZM167 189H166V192H167ZM171 189V188H170ZM169 189V190H170ZM187 190V188L185 189V193L186 194H188V190ZM143 191V192H142ZM145 191H147V192H145ZM165 191V190H164ZM173 191V192H172ZM169 192V191H168ZM167 192V193H168ZM130 193V192H129ZM169 193H171V195L170 196H175V201H181V202H184V197H183V194L182 195H180V193H179V191L178 192H176V191H174L173 189H171V191L169 192ZM172 193H175V194H172ZM150 194V195H149ZM128 196H131V194H129ZM178 196H179V199H178ZM192 196V195H191ZM177 197V198H176ZM199 197H200V195H199V193L198 192H194L193 193V196L191 197V202H192V200H193V202L192 203H188V207H189V205H191L190 206V208H195V207H197L198 206V203L200 202L199 201ZM155 198H157V197H155ZM201 200H203L202 198H201ZM205 200V199H204ZM175 201H173V203L175 202ZM204 202V201H203ZM155 203H158V204H161V203H159L158 201H157V199H155ZM177 204V205H176ZM201 204V206H202V204H205V202L204 203H199V205ZM130 205V204H129ZM166 205H168V204H166ZM175 205L176 206H180V205H178V203L177 202H175ZM205 205H207V203L205 204ZM143 206V205H142ZM163 206V205H162ZM169 206L171 207V205L169 204ZM174 206V205H173ZM176 206H174V207H176ZM204 206V205H203ZM202 206V207H203ZM144 208V207H143ZM145 210V209H144ZM171 210H169V209H167V211L166 212H170ZM143 213V212H142ZM196 232V231H195ZM189 234H191V232H189ZM195 234V233H194ZM192 235V234H191ZM194 236V235H193Z\"/></svg>",
	"mask_w": 264,
	"mask_h": 264
}]
</instances>
